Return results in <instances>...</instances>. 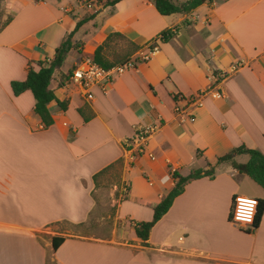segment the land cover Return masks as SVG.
Returning a JSON list of instances; mask_svg holds the SVG:
<instances>
[{"label": "crops", "instance_id": "obj_1", "mask_svg": "<svg viewBox=\"0 0 264 264\" xmlns=\"http://www.w3.org/2000/svg\"><path fill=\"white\" fill-rule=\"evenodd\" d=\"M78 1H0V264H264V210L251 231L229 221L234 197L264 201V191L227 164L213 180L189 182L146 242L134 232L173 188L172 173L206 170L241 146L264 155V0H204L190 13L165 17L152 0L99 6L72 37L80 47L53 73L48 89L66 110L49 103L53 125L44 129L32 94L15 97L10 84L25 80L29 64L37 69L52 60L83 18ZM113 33L140 48L126 61L153 44L158 51L104 91L85 94L68 75ZM237 63V71L213 84L212 72L228 73ZM79 110L92 118L84 122ZM147 124L158 131L147 155L131 161L122 143ZM118 160L123 199L115 222L123 229L113 239L64 230L88 222L92 178ZM54 237L63 239L56 250Z\"/></svg>", "mask_w": 264, "mask_h": 264}, {"label": "trees", "instance_id": "obj_2", "mask_svg": "<svg viewBox=\"0 0 264 264\" xmlns=\"http://www.w3.org/2000/svg\"><path fill=\"white\" fill-rule=\"evenodd\" d=\"M2 1V0H0ZM122 0H105L103 7H112L116 3ZM204 0H185L182 4H175L171 0H152L153 6L156 12L160 16H171L174 14H187L195 10L203 4ZM96 13L88 16H84L79 22L76 23L75 29L72 33L68 34L63 41L56 48L52 60L48 65L44 62L36 63L37 69L31 67V64L28 65L27 75L23 82H12L10 84L11 92L13 96L17 97L22 93L29 91L34 99V113L40 118L43 128L46 129L53 125V119L48 111V104L52 101H55L58 108L62 111L66 110V103L59 102L56 100L54 94L48 89L50 81L52 79L53 73L58 71L65 59L67 54L72 49H77L76 45L72 44V37L75 32L85 23L93 20ZM9 19L7 20V23ZM161 38L163 41H167L168 37L163 32L161 33ZM113 38H117L120 41L126 43L129 47L132 48V52H137L140 48L133 43L129 42L125 37L118 33L110 34L101 46H98L92 55V60L95 64L100 66L103 69H110L116 65H122L116 63L106 62L103 58V51L105 47L110 43ZM79 114L83 117L84 122H87L92 118V115L89 118L83 116L81 110L78 111ZM244 155L248 157V161L245 164H238L234 161L236 156ZM221 164L229 165L232 170L236 171L237 174L248 177L254 184L260 187L264 191V155L257 150L247 149L244 146L233 149L230 153L217 158L216 164L214 166H208L206 170L198 169L191 172L188 176L182 177L177 173H172V179L174 180V186L171 191L153 208L152 220L147 223H139L134 226L135 236L142 243L146 242L149 237L151 229L155 226L157 222L169 211L174 200L180 196L184 187L191 181H196L199 179L207 178L213 180L215 170ZM122 170V160H118L106 168L102 169L100 172L95 174L92 178L95 187H97L98 180L103 178L108 174H112L116 179L117 183L119 181L120 172ZM264 210V201L258 200L257 212L254 217L252 228L255 229L261 220ZM63 242L62 238L54 237L52 239L53 250H56L59 245Z\"/></svg>", "mask_w": 264, "mask_h": 264}, {"label": "built area", "instance_id": "obj_3", "mask_svg": "<svg viewBox=\"0 0 264 264\" xmlns=\"http://www.w3.org/2000/svg\"><path fill=\"white\" fill-rule=\"evenodd\" d=\"M99 0H79L77 4L85 8H90L92 3ZM158 51L156 45H150L145 52H142L137 60H129L122 65L114 66L110 69H103L93 62L91 58L83 59L77 66H75L68 79L71 83L79 87L85 94L91 88L97 87L104 91L105 83H111L117 76L123 73L133 70L138 63L147 61L150 57L155 55ZM50 61H46V65ZM241 67V63H237L230 67V71L226 72H212L210 79L214 85L219 84L224 80L227 75L234 73ZM205 93H202V95ZM214 96H218L214 93ZM179 100H182L180 97ZM194 102H198L195 100ZM189 103V102H188ZM175 113H180V109L175 107ZM186 117V115H185ZM188 120H192L187 116ZM159 126L154 124H147L137 126L134 130V134L123 141L122 147L124 154L128 159L133 161L136 158L147 155L146 146L149 138L158 131ZM258 201L243 196H236L232 199L231 210L229 214V221L231 224L240 227L241 229L251 231L254 217L257 212Z\"/></svg>", "mask_w": 264, "mask_h": 264}, {"label": "rangeland", "instance_id": "obj_4", "mask_svg": "<svg viewBox=\"0 0 264 264\" xmlns=\"http://www.w3.org/2000/svg\"><path fill=\"white\" fill-rule=\"evenodd\" d=\"M178 1L180 2L181 0ZM103 3L104 2L95 1L92 3L90 8H85L78 4L82 10L79 9L77 12L83 17L94 14L97 12L96 9H98L99 6H102ZM71 6L75 8L74 3ZM76 46L79 48L80 44L77 43ZM145 50L142 52H145ZM132 53V48L126 43L117 38H113V40L105 47L102 54L106 62L120 64L121 62H124L125 58ZM86 58L90 57H85L84 59ZM112 174H108L98 180L97 187H95L93 192L95 206L91 212L88 222L81 227H64V230L73 234L92 238L113 239L115 231L123 229L121 222H115L117 206L119 201L123 199V196L121 195L123 191L122 186H120L119 183L117 184V179ZM249 183H252V181ZM243 186L249 191H254L255 188V186H253V188L247 183H244Z\"/></svg>", "mask_w": 264, "mask_h": 264}]
</instances>
